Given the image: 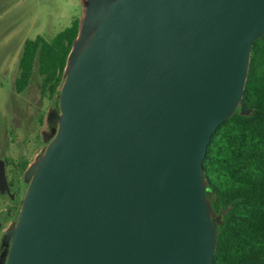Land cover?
<instances>
[{
	"label": "water",
	"instance_id": "water-1",
	"mask_svg": "<svg viewBox=\"0 0 264 264\" xmlns=\"http://www.w3.org/2000/svg\"><path fill=\"white\" fill-rule=\"evenodd\" d=\"M56 128L6 264H212L203 160L243 102L264 0H81Z\"/></svg>",
	"mask_w": 264,
	"mask_h": 264
},
{
	"label": "trees",
	"instance_id": "trees-1",
	"mask_svg": "<svg viewBox=\"0 0 264 264\" xmlns=\"http://www.w3.org/2000/svg\"><path fill=\"white\" fill-rule=\"evenodd\" d=\"M79 18L50 36L25 41L19 63L22 90L36 68L43 93L57 104L63 69ZM239 107L212 134L203 160L217 222L212 264H264V35L253 41Z\"/></svg>",
	"mask_w": 264,
	"mask_h": 264
},
{
	"label": "flooded vegetation",
	"instance_id": "flooded-vegetation-1",
	"mask_svg": "<svg viewBox=\"0 0 264 264\" xmlns=\"http://www.w3.org/2000/svg\"><path fill=\"white\" fill-rule=\"evenodd\" d=\"M22 52L17 68L0 67V92L6 94L3 120L0 111V264H6L10 248L8 229L17 220L27 187L25 171L53 135L58 113V98L55 104L43 93L36 68L39 80L32 94L29 87L34 71L28 84L20 90Z\"/></svg>",
	"mask_w": 264,
	"mask_h": 264
},
{
	"label": "rangeland",
	"instance_id": "rangeland-1",
	"mask_svg": "<svg viewBox=\"0 0 264 264\" xmlns=\"http://www.w3.org/2000/svg\"><path fill=\"white\" fill-rule=\"evenodd\" d=\"M81 12V0H0V67L17 68L26 40L39 35L52 37L68 28L73 18L80 19ZM38 80L35 70L31 94ZM5 97V91L0 92L2 120Z\"/></svg>",
	"mask_w": 264,
	"mask_h": 264
}]
</instances>
